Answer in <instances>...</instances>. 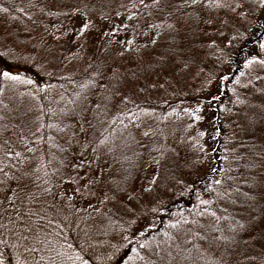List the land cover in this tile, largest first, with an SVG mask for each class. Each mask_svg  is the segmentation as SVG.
<instances>
[{
  "label": "trees",
  "instance_id": "1",
  "mask_svg": "<svg viewBox=\"0 0 264 264\" xmlns=\"http://www.w3.org/2000/svg\"><path fill=\"white\" fill-rule=\"evenodd\" d=\"M150 2L151 0H145V3ZM132 3H138V0H0V70L3 71H9L12 67V64L4 59L5 57L19 56L16 51H13L14 48L22 51L25 47V57H37L44 51L49 56L56 54L55 46L60 48L61 30L67 28L69 17L76 12L77 8L88 13L90 17L109 21V26L100 30L101 46L97 47L93 58L84 60L86 65L80 73L76 70L66 76L56 77L53 72L22 71V78L30 79L35 83H24L21 87L13 83L6 84L3 77H0V128L7 126L8 129L0 135V167L15 164L17 160L15 156L4 159L5 141L13 152L18 151L22 156L31 157L30 162L19 165L22 170L26 167L35 170L41 163L47 164V161H51V165L46 168L48 177L43 176V170L39 174L43 179H50L53 192L58 194L53 202L63 207L67 204L74 205L71 200H68V197L72 198L73 190L69 177L74 174L71 165L77 158L88 161V166L107 163L111 169L116 168L117 171L118 168L120 175L111 183L121 182L122 186L123 176L127 174L124 170H130L132 176L127 187L131 193L133 187L138 189L140 186L137 182L147 183L153 175L152 169L155 165L151 168L147 167L151 162L149 149L152 146H163L164 157L158 169L160 175L153 191L141 193L139 199H133L126 205L127 212L118 213L111 203L105 206L98 205V199L102 198L103 192L108 191L107 185L94 189L95 196L85 193L83 199H79L88 201L86 204L84 202L86 208L80 210L74 205L76 211L69 217L71 223L62 228L59 236L60 244L64 245L59 250L72 259L62 257L56 261V264H81V261L75 258L76 255L82 257L87 264H170L166 255L167 251H173L175 254V245L183 243L185 239H191L197 232L201 236H224L229 239L220 240L219 248L214 244L207 252L201 249L205 259L197 261L196 264H213L225 249L227 253H230L225 255V259L230 264L233 260L231 246L236 245L233 239L237 233L235 223L238 216H242L245 212L257 215L264 204L262 196H257L254 200L250 199L254 192L264 191V188H253L257 182H264V166H262L264 164V134L261 132L260 137V133H256V124L252 130H249L246 110H244V104L246 106L248 100L257 93L255 83L261 82V93L264 92V74L258 75L255 78L256 81L250 80L246 84H238L243 71L241 68H234L237 60L233 57L235 53L236 57H242L249 47H253L257 39L251 40L248 37L249 30L243 38H236L230 46L223 45L221 41H214L215 44L209 47L207 58L217 49V46L219 47V52L216 55L212 54L215 69L232 67V71L227 74L228 79L222 80V77L226 76L222 74L219 78L221 82L215 85L209 95L211 97L206 101L207 105L211 104L212 123L215 129L211 160L206 166L207 159H205L201 141L193 132L194 125L190 122L193 117L190 115L191 112L186 111H184L185 116L182 114L184 117L182 120L176 115L179 124L184 121L187 124L182 140L179 141V135L175 137L180 142L178 143L180 148H178V156L173 159L172 155L166 153L165 135H159L153 129V125L163 129L164 124H167L163 116L169 106L180 107L182 104H188L201 109L203 94L199 91H204L205 88H197L192 80L187 90L179 87L181 89L179 93L186 91L185 94H178L179 96L173 100L167 96L166 87L168 90H173L168 87L169 83H173L171 80L184 82L192 79L188 77L189 68L179 67L175 71L169 70L161 75L152 72L149 62L164 51L168 38L165 36L156 46L148 44V36L145 34L152 33L145 24L146 22L159 24L160 19L154 12L149 15L143 8L133 9ZM121 4L127 5V10L120 7ZM85 5L87 8L84 7ZM3 8H7L8 11H2ZM50 12L60 14L49 15ZM118 12L120 15L116 14ZM134 12L137 15L128 20ZM104 16L107 19L103 18ZM226 32L228 31L224 32L225 35H227ZM12 38L15 41H12ZM126 40L133 41V50L125 53L121 58L117 53L125 46L123 42ZM247 40L250 43H247ZM145 44H148L147 48L144 47ZM4 47H8V50L5 51ZM34 50L37 54L32 53ZM71 59L77 62L81 56ZM117 60L122 63L119 73L129 81H134L122 89V93L128 96V100L124 102L118 99L104 100L107 109L105 110L103 105L98 113L105 123L104 128H96L93 131L92 127L88 131L87 126L79 122L81 117L73 116L78 111L69 115L68 104L65 101L77 98L81 93L78 88L79 82L85 77L92 79L95 74V78L102 80L111 74V70L109 69V73L107 68ZM54 65L53 63L51 67ZM98 72L102 75H97ZM110 81V88L104 94V98L111 94L113 85L117 83L114 78ZM52 89L61 93L55 104L48 101V94ZM195 93L197 94L191 96ZM165 96L168 98L165 99ZM213 96L219 97V100H212ZM231 97L234 99L228 111L224 108V104ZM81 107L78 110H83ZM185 107L188 108L186 105ZM70 117L74 118L73 125L67 122ZM48 124L56 125V127H40V131L37 132V127ZM81 126L83 128L85 126L87 131L82 132ZM218 129L219 135H217ZM149 130L154 135L142 139L139 133ZM129 132L135 135L136 140L146 145L144 148L132 145V149L143 154V158L139 161L133 156L132 150L124 146L128 142ZM33 133L36 134L35 137ZM21 136L27 143L20 140ZM106 137L109 139L108 146L114 148L112 153H108L103 145H98L97 138ZM88 142H92V147H100L104 155L97 159L99 154L93 153L92 147H85ZM26 148H34L35 151L28 153L25 151ZM182 151L184 156L180 162ZM151 155L161 159L155 152ZM125 156L136 162L138 167L129 169L130 161L125 160ZM61 161L64 162V166H61ZM57 168L60 170L55 171ZM213 168L220 171L213 172ZM94 173L88 174L91 176ZM11 174L9 172V175ZM216 180H220L221 184L217 185ZM201 200H206L208 203L201 204ZM90 204L99 207L100 212H93ZM213 212L215 217L212 215ZM145 213H147L146 218H140V215ZM178 221L181 222L180 227H171ZM141 232L144 233L143 236L140 235ZM169 237L174 239L170 240ZM176 237L179 239H175ZM194 243L200 244L198 237ZM259 243L261 244V240ZM141 244L146 247L141 248ZM69 245L71 248L68 247ZM161 249L165 251L161 252ZM246 249L245 251L241 247L239 251V253L242 252L240 262L249 261L250 264H259L261 257L264 256V247ZM243 252H245L244 256ZM155 253L164 256L163 262ZM195 255L193 251V257ZM251 257H256V260L253 261ZM179 264H191V261L180 260Z\"/></svg>",
  "mask_w": 264,
  "mask_h": 264
},
{
  "label": "snow or ice",
  "instance_id": "2",
  "mask_svg": "<svg viewBox=\"0 0 264 264\" xmlns=\"http://www.w3.org/2000/svg\"><path fill=\"white\" fill-rule=\"evenodd\" d=\"M87 8V5L84 6ZM120 7L127 10V5L121 4ZM131 7L136 9L138 7L148 11L149 15L153 12L160 19V23L146 22L145 26L149 28L151 35L148 36V44L156 46L158 42L167 36L168 42L164 51L160 52L155 56V59L149 62V67L152 72L156 75H161L169 70L175 71L179 67L187 68L188 63L184 59L183 41L186 39L184 34V29L189 26L190 22L195 21L197 23L204 21V17L207 16L206 23L213 24V11L220 12L223 11L226 16H228L233 24L235 30V35L229 40L231 43L232 39L243 38L245 33L249 31L247 25L252 24L253 21L259 20L261 16H264V0H151L150 3H145V0H138V3H132ZM2 11L7 12V8H3ZM78 14L83 15L80 8L75 9ZM60 13H52L49 15H59ZM120 15V13H116ZM137 14L134 12L132 16L128 17L131 20ZM103 16V14H102ZM103 18L107 19L106 16ZM172 21L168 23L167 21ZM222 23L227 26V21H222ZM238 25V26H237ZM91 27L90 20H85L82 22V26L78 29V33L83 35L86 30ZM127 27V25H125ZM244 28V32L240 31V28ZM261 31L257 33L256 39L258 41L259 49L264 52V23L259 25ZM155 30V31H154ZM105 35H110V33H105ZM221 36L225 35L224 32L220 33ZM59 39V37H57ZM124 47L118 50L117 55L121 58L124 57L125 53L131 52L133 41L126 40L123 42ZM148 44L144 47L147 48ZM138 51V50H137ZM253 62H258L264 65V60L257 61V57L253 56L251 59L246 60L245 66L251 65ZM111 70V66H109ZM97 75H102V73H97ZM136 76L135 73H132ZM112 76L116 80V84L113 85V91L104 100L118 99L121 102L127 101L128 96L122 93V89L129 86L130 83L134 81H129L128 78L123 77L118 70H112ZM0 77H3L5 81L13 82H23L28 84L35 83L32 80H23L19 74H13L9 71L0 70ZM222 79L227 80L228 77H222ZM94 83V81H93ZM107 87L106 85H102ZM153 86H156L153 84ZM162 86V85H161ZM212 100H219V97L213 96ZM103 101L98 102L96 107L99 110ZM105 110L107 105H104ZM230 111V110H228ZM196 120H200L201 117L192 113ZM91 126V125H90ZM40 127L54 128L56 125H40L37 127V132L40 131ZM127 130V125L124 126ZM63 131V129H58ZM7 126L0 128V135L7 132ZM81 131L86 132L87 130L81 126ZM137 131L139 132L138 126ZM143 138H148L154 133L149 131H143L139 133ZM35 137V133L32 134ZM200 136L206 135L204 132L199 133ZM217 135H219V129L217 130ZM43 139V137H41ZM98 139V145H103L108 153L114 151L113 147H109V139L106 137L104 139ZM21 141H25L23 136L20 137ZM135 144L137 147L144 148L146 145L141 143V141L136 140L135 135L131 132L128 133V142L124 145L125 148L132 150L133 156L139 161L143 158V154L136 152L132 149V145ZM4 159H8L10 156H15L17 158L15 164H7L4 167H0V264H56V261L60 260L62 257H67V254L60 251L64 245L60 244L59 236L63 227L68 226L71 222L69 217L75 214V208L72 204L64 205L63 207L58 206L53 201L56 200L58 194L53 192V188L50 186V179H43L39 174L43 170V176L48 177L49 173L46 170L47 167L51 165V161H47V164L41 163L39 167L35 170L26 167L21 169L19 165L27 164L30 162V156H22L21 152H13L8 146L7 141H5ZM85 147H92V142H88ZM26 152L33 153L34 148H26ZM93 153H98L97 159L104 155V152L100 147H92ZM152 152L157 153L161 159H157L156 155H151ZM164 157L163 146L155 147L152 146L149 149V159L152 165L155 167L152 169L153 175L148 179V186H142L141 193H150L153 191L157 180L159 178V167L162 163ZM125 160L130 161L129 169H134L138 167L136 162L131 161L130 157L125 156ZM226 159V157H225ZM147 163V161H145ZM61 166H64V162H60ZM73 168H83V158H81V163L78 165H71ZM264 166V164H262ZM57 168L55 171H59ZM127 174L123 176V186L121 182L113 181L110 185L103 179L104 169H100V175H91L85 173L84 177H80L77 174L76 177H69V181L73 183H78L80 180H87L86 183L73 189L75 193L81 196L87 193L88 195L95 196L96 192L94 189L100 185H107L108 191L103 192L102 198L98 199V205L105 206L109 203L113 204L115 211L118 213L121 211L127 212L126 205L131 203L135 199V190L133 189L129 193L127 187L128 181L132 176L130 170H124ZM213 172L220 171L216 168L212 169ZM9 172L12 174L9 175ZM63 179V177L61 178ZM217 185L221 184L220 180H216ZM264 188V182H257L253 185V188ZM66 195V194H64ZM248 195V193H245ZM257 196L264 197V191L254 192L250 199H256ZM125 197L127 199L125 200ZM51 198V199H49ZM68 197V200H71ZM201 204H207L208 201L201 200ZM93 212H100L99 207L92 206ZM155 210V209H154ZM66 213V214H65ZM212 215L215 217V213ZM59 218V221H58ZM67 222V223H65ZM180 221L176 224H172L171 227H180ZM186 223V222H185ZM240 227H243L241 225ZM219 231V229H217ZM141 236L144 235L143 232L140 233ZM167 235V233H165ZM199 238L200 244L194 243L196 238ZM173 240V237H169ZM175 239H179L176 237ZM229 237H209L208 235L201 236L199 232L195 234L191 239H185L183 243H178L175 245V254L173 251H167V259L170 264H179L180 260L191 261V264H196L199 260H204V252H207L212 248V245H216L217 248L220 247V240H228ZM191 245V247H188ZM71 248V245L68 246ZM141 248H145L146 245L141 244ZM159 247V245H157ZM204 249V252L201 251ZM161 249V252H164ZM193 251L196 255L193 257ZM159 256L160 260L163 262L164 256L160 253H155ZM225 255H230L225 249L221 252L220 256L217 257L213 264H228L225 259ZM76 259L81 261V264H87L83 261L82 257L76 255ZM67 259H72V257H67ZM131 259V257H129ZM143 259V257H141ZM253 261L256 257H251ZM259 264H264V256L261 257Z\"/></svg>",
  "mask_w": 264,
  "mask_h": 264
},
{
  "label": "rangeland",
  "instance_id": "3",
  "mask_svg": "<svg viewBox=\"0 0 264 264\" xmlns=\"http://www.w3.org/2000/svg\"><path fill=\"white\" fill-rule=\"evenodd\" d=\"M83 15L78 13H73L67 22V28H64L61 30V37L59 39V45L60 48L55 46L56 54H53L49 56L45 51L41 55L35 56H27L25 57L26 49L25 47L22 49V51L17 50L14 48L13 51H16L19 56H13L5 57L9 63L12 64V67L9 69V71L13 74H19L21 76V72H44L49 73L53 72L55 73L56 77H63L66 76V74L72 73L77 70V73H80L81 70H83L86 65L84 60L91 59L95 55V51L97 50L98 46H101L100 42L102 40H99L101 36L100 30L102 28H105L106 26H109V21H106L104 19H97L96 17H93L86 13L82 12ZM214 23L208 24L207 16L204 17V21L202 22H190L189 26L186 27L183 31L186 35V39L183 41V50L184 51V59L188 63V70L190 74L188 77H191L192 79L190 81H175L171 80L173 83H169L168 87L173 90H167V96L170 97L171 100H173L176 96H179L178 94H185L186 91L180 92L181 89L179 87H182V89H186L189 86V84L192 82L196 84L197 88L204 89V91H199V93L203 94L202 99V107L201 109H197L194 106H188V104H185L188 108L185 107V105H181L180 107H172L169 106L168 111L165 112L163 118L165 121H167V124H164L163 129H158L157 126L154 124L153 129L158 132V134L161 136L165 135V141H166V153L168 152L169 155H172L173 159H175L178 156V148H180L179 141L183 138L184 128L186 126V121L182 122L181 124L178 123V119L182 120L185 116L184 111L191 112L190 115L193 117L191 124L194 125L193 132L197 134V138L201 141L202 148L204 151L205 159H207L206 166L208 165L209 161L211 160V152L214 148V136H215V129L214 125L212 123V110H211V104L207 105L206 101L211 97L209 96L212 93V90L215 88L216 84H219L221 81H219V78L222 76V74H225L227 76L228 73H230L232 70V67H224L223 69H215L214 63L212 60V54H217L219 52V47L217 46V49L213 51L211 54H209L208 58V52L209 47L214 45V41H221L223 45L228 44L227 46H230L231 43L235 39L231 40V43H229V40L235 35V30L232 26L233 22L232 20L225 15L223 11L212 13ZM85 20H90L91 27L86 30V32L81 35L78 33V29L82 26V22ZM227 21V26H225L222 21ZM261 23H264V16H261L259 20L253 21L252 24H249V27H247L250 30V35L248 36L251 40L256 39V35L258 32L261 31L259 25ZM238 26V25H237ZM11 31V29H9ZM226 32L227 35H223V37L220 35L221 32ZM240 31H244V28L241 27ZM11 39V38H10ZM264 39V37H262ZM12 41H15V39L12 38ZM248 41V40H247ZM7 43V42H6ZM52 43V42H51ZM8 44V43H7ZM244 46L243 44H241ZM18 46V45H16ZM4 50L7 51L8 47H4ZM32 53L37 52L34 50ZM1 54V53H0ZM78 55L81 56V59H77V62H74L71 58H76ZM253 56L257 57V61L264 60V52H262L258 47V41L256 40V43L253 45V47H249L245 54L237 59L235 62L234 68H241L242 69V76L238 80V84H243L251 81H256L255 78L261 74V76L264 74V65L259 64L258 62H253L251 65L245 66L246 60L251 59ZM233 57L236 59V53L233 54ZM103 58V57H102ZM105 59V58H103ZM76 60V59H75ZM88 60V61H89ZM19 61V62H18ZM16 62V63H12ZM105 62V61H104ZM55 64L53 67H51L52 64ZM109 66H111V72L112 70H118L122 66V63L120 61H115L114 63H111ZM122 68V67H121ZM107 72L110 73L109 68H107ZM198 75V79H197ZM193 76V77H192ZM113 78L112 73L108 76L104 77V79L100 80L95 78V74L93 75L92 79L89 77H85L79 82V92H81L76 99H67L65 101L68 106V112L69 115H73L74 111L76 112L73 116H80L81 120L80 123H83V125L87 126V130L90 131L93 127V131L96 128H104L105 123L104 121L98 116V113H100L101 108L98 110L96 105L98 102L103 101L104 105V94L107 90L110 88V79ZM25 80L24 78H22ZM223 80V79H222ZM94 81V83H93ZM6 84L13 83L14 85H18L19 87L23 86V82H13V81H5ZM102 85H106L107 87H103ZM261 82L255 83L254 87L257 90V93L252 96L246 103V106L244 104V110H246V121L248 124L249 130H252L255 127L257 128L256 133L261 132L264 134V92L261 93L262 87ZM208 89V90H207ZM73 90V89H72ZM209 92V93H208ZM198 93V92H197ZM197 93L191 95L194 96ZM61 93L58 91H54L53 89L50 91L48 101L51 103H56L57 97L60 96ZM165 96V99L168 97ZM233 97H231L228 101L225 102L224 108L228 110L230 107ZM195 100V99H194ZM170 101V100H169ZM81 105H83L81 107ZM81 107L83 110H78V108ZM206 107V110H205ZM208 107V108H207ZM204 112V113H203ZM192 113H195L196 115H199L201 117L200 120H196ZM183 114V115H182ZM74 118L70 117L67 122L72 124ZM73 125V124H72ZM91 125V126H90ZM71 126V125H70ZM86 129V127L84 126ZM92 131V132H93ZM204 132L206 135L200 136L199 133ZM180 136L179 141L178 139H175V137ZM170 138V139H168ZM177 141V142H176ZM173 146V147H172ZM90 150V149H89ZM174 151V152H172ZM173 153V154H172ZM184 154L183 151L180 152V158L179 161L181 162ZM81 163V160L77 158V160L72 165H78ZM88 161H83V164L85 167L83 168H73L71 169L74 171V174L71 175V177H76L77 174H79L80 177H84L85 173L89 172H95L94 175H100V169H104L103 179L110 184L112 180L117 179L120 175V170L117 168L111 169L109 168L110 165L107 163L99 164L98 166H88ZM148 168L153 167L154 165L151 164V162L148 164ZM91 176H89L90 178ZM87 180H80L78 183H73L72 187L75 189L76 187L86 183ZM140 184V186L137 188L133 187L135 190V198L139 199L141 196V187H147V183H143L142 181L137 182ZM137 185V184H136ZM104 186V185H100ZM69 190V189H68ZM132 192V191H131ZM70 193V191H68ZM79 199H83V196H81L78 193H75L72 190V203L79 207L80 210L83 208H86V201H80ZM85 202V204H84ZM146 214H141L140 218H146ZM258 217V220L256 218ZM243 225V227H240ZM236 227V236L233 240H235L236 245L231 246V253L233 260L230 264H250L249 261L240 262V256L241 253H239L241 247L246 251L250 248H263L264 247V204L261 210H259V213L257 215L248 214L245 212L242 216H238V220L235 223ZM127 236V235H125ZM259 240H261V244L259 243ZM240 246V247H239ZM245 255V252H243V256ZM236 257V258H235Z\"/></svg>",
  "mask_w": 264,
  "mask_h": 264
}]
</instances>
